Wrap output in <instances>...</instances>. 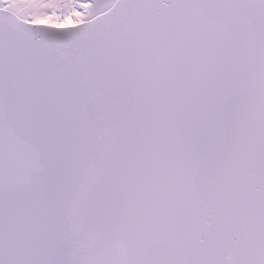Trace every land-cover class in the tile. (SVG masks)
<instances>
[{
  "label": "snow or ice",
  "instance_id": "snow-or-ice-1",
  "mask_svg": "<svg viewBox=\"0 0 264 264\" xmlns=\"http://www.w3.org/2000/svg\"><path fill=\"white\" fill-rule=\"evenodd\" d=\"M0 264H264V0H0Z\"/></svg>",
  "mask_w": 264,
  "mask_h": 264
}]
</instances>
